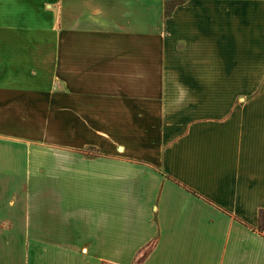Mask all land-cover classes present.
Segmentation results:
<instances>
[{
  "label": "crops",
  "instance_id": "obj_1",
  "mask_svg": "<svg viewBox=\"0 0 264 264\" xmlns=\"http://www.w3.org/2000/svg\"><path fill=\"white\" fill-rule=\"evenodd\" d=\"M262 208L264 0H0V264H264Z\"/></svg>",
  "mask_w": 264,
  "mask_h": 264
},
{
  "label": "trees",
  "instance_id": "obj_2",
  "mask_svg": "<svg viewBox=\"0 0 264 264\" xmlns=\"http://www.w3.org/2000/svg\"><path fill=\"white\" fill-rule=\"evenodd\" d=\"M88 155H90L89 152ZM254 229L257 230L260 234L264 235V208L260 209L259 211L258 224L256 227H254Z\"/></svg>",
  "mask_w": 264,
  "mask_h": 264
},
{
  "label": "rangeland",
  "instance_id": "obj_3",
  "mask_svg": "<svg viewBox=\"0 0 264 264\" xmlns=\"http://www.w3.org/2000/svg\"><path fill=\"white\" fill-rule=\"evenodd\" d=\"M104 264H110V263H104Z\"/></svg>",
  "mask_w": 264,
  "mask_h": 264
}]
</instances>
